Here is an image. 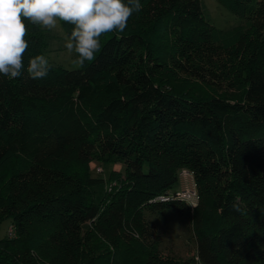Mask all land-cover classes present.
<instances>
[{
  "label": "trees",
  "instance_id": "16d2710c",
  "mask_svg": "<svg viewBox=\"0 0 264 264\" xmlns=\"http://www.w3.org/2000/svg\"><path fill=\"white\" fill-rule=\"evenodd\" d=\"M216 1L240 22L141 0L93 62L38 80L26 68L48 34L27 25L25 71L0 76V264H264V0ZM93 160L122 170L92 175ZM182 169L194 207L158 199ZM167 211L187 215L194 256L160 252L148 215Z\"/></svg>",
  "mask_w": 264,
  "mask_h": 264
},
{
  "label": "clouds",
  "instance_id": "9594fccd",
  "mask_svg": "<svg viewBox=\"0 0 264 264\" xmlns=\"http://www.w3.org/2000/svg\"><path fill=\"white\" fill-rule=\"evenodd\" d=\"M141 10V0H0V76L12 80L25 71L29 23L49 31L61 21L71 23L64 47L75 53L72 63L84 67L101 51L102 35L124 32L132 15ZM50 67L45 55H36L29 59L26 71L34 80L45 79Z\"/></svg>",
  "mask_w": 264,
  "mask_h": 264
},
{
  "label": "rangeland",
  "instance_id": "374dc122",
  "mask_svg": "<svg viewBox=\"0 0 264 264\" xmlns=\"http://www.w3.org/2000/svg\"><path fill=\"white\" fill-rule=\"evenodd\" d=\"M200 5L203 15L218 28L227 29L240 22V18L232 14L225 7L221 6L216 0H200ZM43 29L48 34V42L44 48V55L49 60V63L68 69L77 68V66L72 63V60L75 59V53L69 54L64 47L67 34L64 32L61 24L57 25V27L51 31L47 28ZM174 83L182 87L185 86L184 81L183 83L182 81ZM234 87L235 86H230L227 83H224L218 87L215 92H232L235 90ZM206 89L210 90V92L212 91L210 87H207ZM100 168L102 169L101 171L99 170ZM89 170L92 175H100L107 178L111 170H122V164L119 162L110 164L100 162L99 160H93L90 162ZM11 171L12 170L6 172L4 177H8ZM185 179L182 184L180 179H178V182L173 186V189L191 186V179ZM148 218L152 220V223L156 228L155 239L162 254L179 259H186L194 256L195 239L190 221L186 214L167 211L159 215H148ZM10 225L11 223L9 221H4L2 223L0 236L7 234Z\"/></svg>",
  "mask_w": 264,
  "mask_h": 264
},
{
  "label": "built area",
  "instance_id": "2783aa9c",
  "mask_svg": "<svg viewBox=\"0 0 264 264\" xmlns=\"http://www.w3.org/2000/svg\"><path fill=\"white\" fill-rule=\"evenodd\" d=\"M99 170L101 171L102 169L100 168ZM185 178L191 179V183H192V184H190L191 186L179 187L172 195H170V196L161 195L158 197V199L167 200L170 197H174V198H177V199H180V200L186 202L190 207H194L198 201V194L196 191L195 183L193 181V175L187 169H182L179 172V179L181 181V184ZM111 185L112 184L109 183L108 187ZM12 232H13V228H12V226H9L7 233L9 235H11Z\"/></svg>",
  "mask_w": 264,
  "mask_h": 264
}]
</instances>
